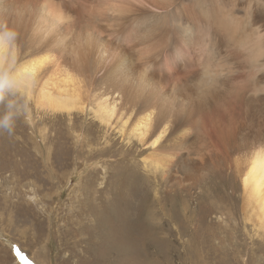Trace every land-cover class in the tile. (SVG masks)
I'll return each mask as SVG.
<instances>
[{
	"label": "rangeland",
	"instance_id": "1",
	"mask_svg": "<svg viewBox=\"0 0 264 264\" xmlns=\"http://www.w3.org/2000/svg\"><path fill=\"white\" fill-rule=\"evenodd\" d=\"M184 1L168 7L160 0H0V29L18 33L14 63H3L9 77L19 64L34 62L27 55L40 47L47 52L39 57L52 61L40 70L35 89L46 79L49 88L60 83L59 68L105 76L109 61L101 69L95 57L79 58L80 51L95 52V43L85 41L99 37L106 39L108 57L132 48L141 72L175 94L159 103L168 118L160 124L167 131L158 149L170 156L169 182L170 174L146 161L156 137L145 144L132 133L135 101L122 102L106 125L91 106L53 111L37 104L28 86L7 87L0 116L13 112L15 124L11 133L0 132V264H264V228L246 216L242 185L248 156L264 143V18L256 24L249 11H264V0H244L240 14L238 0H219L221 15L233 16L224 21L235 61H228L220 89L200 90L206 110L198 102L193 110L188 100L204 68L217 64L210 49L222 47L212 44V26L200 18L190 32ZM110 9L122 15L114 30L99 24ZM47 15L80 23L54 39L51 27L35 23ZM247 59L255 62L246 65ZM87 85L86 104L100 92ZM128 106L132 115L122 111ZM203 161L212 166L192 170Z\"/></svg>",
	"mask_w": 264,
	"mask_h": 264
},
{
	"label": "bare ground",
	"instance_id": "2",
	"mask_svg": "<svg viewBox=\"0 0 264 264\" xmlns=\"http://www.w3.org/2000/svg\"><path fill=\"white\" fill-rule=\"evenodd\" d=\"M176 1L177 0H160L163 6L167 4L168 7ZM187 1H190L191 5H189ZM223 1L224 0H222L221 2ZM243 2L244 0H238L234 4V6L236 5V8L239 9L236 11L239 14L242 10L245 9V7L243 6ZM255 2L258 3V0H255ZM224 3L226 2H223V4ZM181 5L186 8L183 9V13L187 14L185 21L189 23L188 29L190 30V32H192L193 28L192 22L197 21L200 18L201 20H204L212 26L214 33L213 37L211 38L212 44L222 47V49H219V51H217L214 47L210 49V53L217 60V64L215 65V67L213 65H207L202 71L201 76L197 79V81L199 82L196 88L197 92L195 93V96H193V101H195L196 103L188 100L189 105L193 110L196 109L195 104H197V102L202 104L201 110H206V107L204 105L205 101L200 95V90L203 87H205V89L209 87H213L216 90L220 89L223 85V78L221 77L222 74L225 71L230 72L228 61H235L232 60L235 49L233 48L232 44L227 41V32L225 33L227 28V24L225 21L227 20L230 23V19L233 16H229L228 18L226 17L225 19L224 15H221V6L219 0H186L183 2V4L181 3ZM192 7L197 9V13H195L194 16L193 10H189V8ZM249 11L252 13L251 19L254 23L257 24L258 20H263L262 18H264V11L258 10L256 13V11H252V8ZM249 11L248 13H250ZM64 17L66 18V20H61L57 16L51 15L43 16V18L42 16H37V18L35 19V23L37 25H40V23H42L46 28L51 27L53 31H51L50 38L54 37V39H62L63 34L66 32V30H68V28L79 25L80 23L79 19L73 21L72 18L68 15H64ZM24 19L25 15L23 13L20 16V21L22 22L24 21ZM121 21V12L110 9L107 17L105 19L99 20V24L106 30L108 28L114 30L121 25ZM173 21L175 22V20ZM153 35L154 32H152L151 30L146 33V36L148 37H151ZM92 42L96 45L95 52L91 53L90 51L86 50L80 51L79 58L88 55L93 56L95 57L96 66L101 69H103L105 65H107V61H109V70L105 76L97 77V74H87L85 76V72H83L84 76H81L82 74L80 73V70H72L70 72L67 69H60L57 64H55L54 69L58 71L59 68V71L57 73L64 74V76L60 80V83L54 81V85H52L53 88H49V86L51 85L46 79L42 86L39 84L40 88H37L39 87L37 86L35 89L34 86L38 85V82L40 81V70L45 65H47L46 63L52 61V58L49 55H41L39 57V55L43 52H47V49H42L40 47L34 52L27 55L29 56L28 59L36 58L34 62H30L26 66L19 64V71L17 70L15 74L10 76V78L14 81L13 86L15 88L22 89L28 86L29 89L27 90L29 92V95L33 98L35 97L34 99L36 100L37 104L41 106H47L50 110L53 111L63 109L69 113H72L76 110L84 112L85 110H87L86 108L91 106L90 108L92 109V112L95 115L100 116V121H102L106 125L112 124V117H114V115L117 113V110L122 102L125 105V101H135L134 107L138 111L135 114H139V117L136 125L132 128V133L136 135V138L140 142H144L145 144H147L148 141L150 142L151 138L156 137L153 141H151V143H149L153 149L155 148V151L151 154L149 153L150 156L148 155L149 157L146 159V161L149 162V166L156 167L155 169L158 168V170H162L161 168H163L162 172L170 174L171 176L168 178V180L169 182H172L173 171L170 173V167L168 166V158L170 156L162 155L160 153L161 149H158L160 147L159 140L167 131L164 128L161 131L159 130L161 121L164 118V113L159 109V103L165 101L168 96L173 98L175 94H166L167 91L164 88L165 86L159 88L156 84L157 80L149 79L141 72L140 65H136L139 64V62L135 59L133 51L131 50L132 48L129 49V46L124 48L121 52L117 53V58H112L108 57V55L104 52V50L107 51V48L104 49L106 39H102L99 37H97L96 39H87L85 41V44L88 45ZM61 44L62 43L59 40H55L51 43L52 47L54 48H58V46H60ZM236 55L240 56V60L243 57L241 52L240 54ZM207 56H209V54H207ZM220 56H223L224 59L220 58ZM15 58V49L12 50V48H10L9 50L7 44L0 46V71H6L3 65V63L6 62V59L9 61V64L12 65ZM226 58L229 60H227ZM103 62L104 64H101ZM254 62L253 60L251 61L247 59L246 65H251V63ZM21 63L23 64V62ZM81 63L82 62H80L79 64ZM21 74H24L22 77L23 81L20 80ZM53 76L55 75H52V77L50 78H53ZM63 78H66V83H63L61 85ZM262 79H264V76L262 77ZM69 82H73V84H70ZM84 84V87L86 88L88 87L87 84H93L95 86V90L98 89L100 91L99 93H96L94 95V97L88 104H86L85 102H81L83 92L82 87ZM60 87L61 90L57 92L53 91L54 89H58ZM32 92H35V95H32ZM164 94L166 95L162 99V95ZM122 111H126L127 114L132 115L135 109H132L130 106H128L126 108L123 107ZM167 120L168 118L165 117L162 122L165 123L167 122ZM185 125H187V122H185ZM202 165L208 168L212 166L211 162L207 161H203L200 163L195 162V167L191 169L193 171H196L197 169L203 167ZM177 183L184 186L186 185V179H177ZM242 185L246 202L244 208L245 210H247L246 216H249L250 219L256 220L260 228H264V143L255 147L251 154L248 156L246 168L242 175ZM150 217L153 218L152 220L156 219L155 214L149 215V218Z\"/></svg>",
	"mask_w": 264,
	"mask_h": 264
},
{
	"label": "clouds",
	"instance_id": "3",
	"mask_svg": "<svg viewBox=\"0 0 264 264\" xmlns=\"http://www.w3.org/2000/svg\"><path fill=\"white\" fill-rule=\"evenodd\" d=\"M18 33L12 28L0 29V46L7 44L9 48L15 47ZM23 75H20V80L23 81ZM14 81L7 75L6 72L0 71V98L3 97L4 91L11 86ZM15 124V114L13 112H6L0 116V132L11 133Z\"/></svg>",
	"mask_w": 264,
	"mask_h": 264
}]
</instances>
